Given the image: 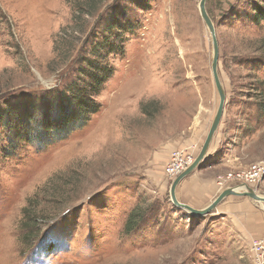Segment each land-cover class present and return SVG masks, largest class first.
I'll return each instance as SVG.
<instances>
[{"label": "rangeland", "instance_id": "374dc122", "mask_svg": "<svg viewBox=\"0 0 264 264\" xmlns=\"http://www.w3.org/2000/svg\"><path fill=\"white\" fill-rule=\"evenodd\" d=\"M200 2L0 0V264H256L257 240L171 199L167 167L199 156L220 104ZM263 3H206L225 177L264 161ZM85 92L83 126L34 140Z\"/></svg>", "mask_w": 264, "mask_h": 264}, {"label": "crops", "instance_id": "0c3cea01", "mask_svg": "<svg viewBox=\"0 0 264 264\" xmlns=\"http://www.w3.org/2000/svg\"><path fill=\"white\" fill-rule=\"evenodd\" d=\"M211 157L209 155L199 168L180 182L176 190L180 203L196 210H205L226 188L232 186H220L219 180L225 175L218 174V171L224 162L211 164ZM226 164L234 166L235 161L228 158ZM212 213L213 222L219 225L216 229L218 233L232 235L230 230H233L236 236L247 242L264 241V212L256 208L254 200L230 196Z\"/></svg>", "mask_w": 264, "mask_h": 264}, {"label": "water", "instance_id": "95a60500", "mask_svg": "<svg viewBox=\"0 0 264 264\" xmlns=\"http://www.w3.org/2000/svg\"><path fill=\"white\" fill-rule=\"evenodd\" d=\"M207 0H201L200 2V14L202 19L204 20L210 34L213 40V46H214V59H213V65H212V71H213V77L214 82L220 97V104L217 111V114L213 120V123L211 125V128L209 130V133L206 137V140L203 144V147L201 149V152L199 156L193 161V163L184 171L182 172L173 182L171 187V199L173 204L182 210L187 211L188 213L192 214L195 217H205L210 214L228 197L230 196H237V197H247L252 200H254L257 203H264V197L258 195L256 191L251 188L248 185H242L239 187H229L226 188L219 197L205 210H196L188 205L182 204L178 201L176 190L180 182L192 174L197 168L201 166L203 162H205L209 156L210 148L213 143V140L215 138V135L220 127V124L222 122L225 106H226V95L224 92V89L222 87L219 75H218V60H219V44L218 39L216 35V30L214 23L212 19L210 18L207 8H206ZM243 188V191H240L239 189Z\"/></svg>", "mask_w": 264, "mask_h": 264}, {"label": "trees", "instance_id": "16d2710c", "mask_svg": "<svg viewBox=\"0 0 264 264\" xmlns=\"http://www.w3.org/2000/svg\"><path fill=\"white\" fill-rule=\"evenodd\" d=\"M264 4V3H263ZM89 4H87L88 6ZM85 9H88L85 6ZM259 19H264V10L257 9ZM92 15L93 12L88 10V15ZM95 95L82 94L78 95L75 99L77 106L71 108L69 112H64L61 115L49 119V123L35 131V141H45L44 137L50 139L55 133L56 135H69L76 127L83 126L88 117L96 111V105L94 103Z\"/></svg>", "mask_w": 264, "mask_h": 264}, {"label": "built area", "instance_id": "2783aa9c", "mask_svg": "<svg viewBox=\"0 0 264 264\" xmlns=\"http://www.w3.org/2000/svg\"><path fill=\"white\" fill-rule=\"evenodd\" d=\"M184 153L182 151L176 152L175 157L166 169V173L171 178H176L182 172L186 170V167L193 163L190 160L186 163L183 158ZM264 178V161L251 165L247 169L233 171L229 173L225 178L219 180L220 186L232 185L239 187L242 185H248L250 187L257 184ZM231 186V187H232ZM253 252L256 258V264H264V241L254 242Z\"/></svg>", "mask_w": 264, "mask_h": 264}, {"label": "bare ground", "instance_id": "6f19581e", "mask_svg": "<svg viewBox=\"0 0 264 264\" xmlns=\"http://www.w3.org/2000/svg\"><path fill=\"white\" fill-rule=\"evenodd\" d=\"M240 191H243L244 189L243 188H241V189H239Z\"/></svg>", "mask_w": 264, "mask_h": 264}]
</instances>
